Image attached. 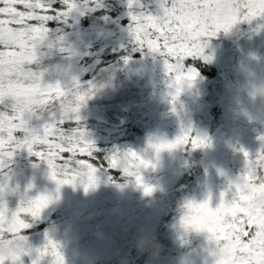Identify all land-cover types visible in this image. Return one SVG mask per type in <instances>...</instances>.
Listing matches in <instances>:
<instances>
[{
    "label": "snow or ice",
    "instance_id": "6c2138e0",
    "mask_svg": "<svg viewBox=\"0 0 264 264\" xmlns=\"http://www.w3.org/2000/svg\"><path fill=\"white\" fill-rule=\"evenodd\" d=\"M136 2L129 0V7ZM64 3L68 11L75 7L73 0H64ZM168 3L169 0H162L163 15L160 16L130 13L131 32L141 48L147 47L165 58V68L173 77L176 95L186 80H193L197 75L195 69L185 67L184 61L203 52L202 38L215 36L220 30L227 32L241 21L264 17V0H170L169 6H165ZM17 4L25 10H17ZM38 9L45 14L38 13ZM62 15H67V11L53 10L44 0H0V45L7 49L0 51V103L9 98L14 102L11 114L0 112V174L8 179L3 170L17 150L26 149L29 155L46 162L50 179L57 185L73 184L77 177H82L87 191L96 186L94 173L104 164L96 166L77 158L87 156L95 161L97 149L83 128L66 130L63 125L70 120L79 121V109L91 93L69 92L59 83L42 85L43 73L29 67L37 62L35 49L46 38L47 22ZM53 99L59 100L58 106L50 104ZM44 114L51 119L40 131L29 126L33 117L39 119ZM17 132L22 135H15ZM182 144L200 148L206 146V141L186 133L174 143L160 142L151 147L159 152ZM37 146L44 150H36ZM64 153L70 155L65 159ZM244 157L245 172L228 183L231 198L226 199V192H221L220 203L215 208L209 200L189 201L184 205L186 214L181 219L182 225L208 233L209 240L215 244L211 253L214 264H264V153L249 160V154L244 152ZM105 161L107 167L135 177L137 184L142 183L138 170L150 166L149 161L131 149L113 153ZM6 188V183L0 184V196ZM144 192L150 194L152 188L145 186ZM49 202V196L45 195L27 204L22 201L9 215L0 199V264L9 261L17 264L27 254L26 238L21 230L30 225L23 217L38 218ZM36 251L38 255L33 264H40L45 258H50L49 264H64L60 246L54 240L48 239Z\"/></svg>",
    "mask_w": 264,
    "mask_h": 264
},
{
    "label": "rangeland",
    "instance_id": "374dc122",
    "mask_svg": "<svg viewBox=\"0 0 264 264\" xmlns=\"http://www.w3.org/2000/svg\"><path fill=\"white\" fill-rule=\"evenodd\" d=\"M73 3L75 7L67 11L66 18L71 19V26L78 37L89 35L91 31H85L80 25V17L85 14V10L82 9L84 5H78L79 2ZM94 10L93 7L92 13ZM160 14L163 15L161 11ZM124 19L123 15L119 16L114 26L116 27ZM121 28L123 27H118V31H121ZM231 29L238 30L239 34L238 39L232 37L228 42L230 47L228 43L225 46L220 44L218 47H213L211 52L203 48L202 53L208 60L207 62H211L217 69L229 65L230 59L233 60L231 48L235 49L237 64L239 63V67H236L237 78L235 80L245 83L248 76V79L254 82L248 81L249 85L254 87L249 88L247 84H244V87L257 101V109H255L257 116H253L251 112L244 113L250 109L246 107L247 103L244 104L242 110L237 109V115L242 119L246 118L247 121H251V118L253 120L254 117L256 122L264 125V17L241 21L229 30ZM73 45L76 50L82 47L79 45V40H76ZM144 52L147 54L146 58L137 62L135 69L143 77L144 89L142 88L141 95L144 92L145 97L137 98L140 101L138 111L139 114L142 112L141 122L145 134L142 141L133 146L131 150L150 162L147 169L141 168V173L144 183L152 188V192L145 194L143 188L138 187L128 176L124 183L112 184L109 178L102 177L99 173L96 186L87 191L82 188L83 194L81 191L75 192V187H80L81 184L57 185L50 179L49 172L45 171L33 173L30 178L19 175V177L8 178L4 183L0 182V184H7L0 199L7 206L9 215L20 207L22 201L26 203L37 195L44 194L50 198L48 206L41 211L38 218L25 215L23 217L25 221L30 226L36 222L40 223L53 211L59 212L62 217L61 223L44 229L41 234H30L28 230H21V234L23 231L26 235L24 237L26 238L27 254L22 255L17 264H33L38 255L36 250L43 248L48 239L54 240L60 246L65 264H94L114 259L120 254L116 248L119 239H123L124 235L130 232L136 220H140L141 223L144 221L137 228V233L145 234L149 230L150 236L155 237L159 229L164 227L161 234L169 235L176 244L175 247H170L171 251H166L167 254L161 258L157 257L158 252L145 259L142 264H214L215 257L211 253L215 249V244L209 240L208 233H186L177 229L181 221V208L189 201L200 203L205 200H209L210 206L215 208L220 203L221 192H226V199L231 198V192L226 188L229 178L226 177H230L232 174L235 180L245 172L244 152L249 154V160L264 153V139H262L264 136H256L259 127L251 121L253 124L248 122L251 125L244 130L243 138L239 141L241 145H238V148L235 147L236 142L233 140H221L220 133L216 134L219 130L215 133L217 138H213L200 116L208 114V118L211 119L212 104L201 100L198 102L199 104L197 103V107H193V98L184 100L183 94L189 88L194 91V94L204 93L200 91V88L207 87L210 82L196 75L195 79L186 80L182 84L179 95H176L174 83L171 88L170 82L166 83L168 84L167 88L164 85L162 91L155 90L152 80L159 83L162 81H158L157 76H151L156 73L155 66L158 68V64L151 57V51L147 47ZM194 61V58L189 57L185 59L184 65L195 69ZM195 71L199 75L200 70L195 69ZM166 72L167 70L165 74ZM112 79L101 90V93L98 92L92 97L94 103L99 104L100 101H105L113 94L118 82H112ZM242 83L241 85H243ZM167 89L172 90V97L170 96L169 99L166 97L169 93ZM142 99H146L145 106L141 104ZM173 100L182 101V104L171 107ZM184 102L187 104V108L183 106ZM216 103L222 107V100ZM226 114L228 116V113ZM225 117L220 115L221 126L229 122ZM186 133L205 141L209 135V138L211 137L215 141L205 152L202 147L192 148L190 144L178 145L172 150L160 153L151 148V145L160 142L174 143ZM229 144L232 147H229ZM197 155L198 159L194 158ZM204 174H206L204 177L201 176ZM111 193L127 197L134 205V207L128 208L133 213L124 215L120 210H102L90 218L89 226L76 219L75 215L81 213L80 205H83V200L79 201L80 197L85 196L91 199L94 206H103V203L108 199L113 200L109 197ZM171 197L174 199L170 200ZM145 219H147L146 222ZM190 239H193L190 243L189 241L185 242ZM195 241L201 244L202 248H198ZM49 261L50 258H45L40 264H49ZM8 264H11V261Z\"/></svg>",
    "mask_w": 264,
    "mask_h": 264
},
{
    "label": "trees",
    "instance_id": "16d2710c",
    "mask_svg": "<svg viewBox=\"0 0 264 264\" xmlns=\"http://www.w3.org/2000/svg\"><path fill=\"white\" fill-rule=\"evenodd\" d=\"M44 2L49 4L53 10H59L61 12L68 11L64 0H44ZM73 2H79L77 3L78 5H84L82 9L85 10V14L80 17V25L82 29L91 31V33L78 37L74 32L73 26H71V19L66 18L67 15H62L48 21L46 24L48 28L46 38L35 49L37 62L29 67L34 71H39L44 74L42 85L54 86L59 83L63 89L69 92L91 93L90 98L79 109V121H67L63 127L66 130L76 127L83 128L86 132L87 139L93 142L97 149L94 153L96 159L93 161L87 156L79 155L77 158L85 159L90 163H94L96 166H99L103 162L104 166L98 167L97 174L99 173L102 177L109 178L112 184H121L126 181L127 177L123 174L122 170L107 167V161L105 159L113 153H123L133 146L138 145L145 134L141 122L142 112L139 114L138 111V103L140 101L137 98L145 97L144 92L141 95L144 89L143 77L137 73L135 65L137 62L143 61L147 54L144 52L146 51V47L141 48L134 40L131 32L133 21L130 13L139 14L142 12L146 15L160 16V11L163 13V7H161L162 0H137L132 7H129V0H73ZM169 4L170 0L165 6H169ZM16 7L17 10H25L21 4H17ZM93 7L95 10L92 13ZM37 12L45 14L39 9ZM47 14L54 13L49 12ZM121 15L125 19L115 27L114 23H117V18ZM29 23L36 24L37 22L30 21ZM118 27L123 28H121V31H118ZM238 34L239 31L236 29L234 31L231 29L227 32L221 30L218 35L216 34V38V35L202 38V43L205 45L204 49L211 52L215 46L218 47L220 44L225 46L232 37L238 39ZM76 40H79V45L82 46L79 50L73 48ZM69 48H72V50H69ZM5 50L7 49L3 45H0V51ZM231 51H233V60L230 59L229 65L225 67L216 69L211 62H207L208 60L203 53L194 58V66L197 71L200 70L197 76H201L205 81L210 82L207 87L200 88V91L204 92L199 94L202 96L201 100L210 102L212 104L211 107H213L211 119L208 118V114L200 115L204 121L203 124L209 128L213 138H217L215 133L219 130L216 134L220 133L221 140H233L236 142L235 147L238 148V145H241L239 141L243 138L244 130L248 129L249 125L254 123L259 127L256 136H264V125L256 122L254 117L253 120L251 118L252 123L249 120L247 121L246 118L242 119L237 115V109L242 110L245 106L244 104L247 103L246 107L250 109L244 113L251 112L253 116H257L255 110L257 109V101L244 87V84H247L249 88L254 87L253 85H249L248 81L251 80L248 79V76L246 79L247 82H241L243 85L239 81L236 82V67H239V63L237 64L235 49L231 48ZM151 57L158 64V68L155 66L156 73L151 74V76H157L158 81L162 80L160 83L154 79L152 80L154 89L162 91L164 85L166 88L168 87L167 82H170L172 88V83H174L173 78L168 72L165 74V58L159 53L152 51ZM151 57L150 60H152ZM185 67L187 66L185 65ZM111 78H113L112 82H118L113 94L109 98H106L105 101H100L99 104H96L97 102L94 103L92 97L98 94V92L101 93V90ZM206 89L207 91L205 92ZM167 90H169L170 94L167 93L169 96L166 95V97L169 99L172 90ZM187 90L194 92L190 88ZM203 94H206L205 98ZM145 100L142 99V106L146 105ZM184 100L188 99L184 97ZM214 100L216 102L222 100V107L218 106ZM12 103L14 102L10 98L5 100L4 103H0V112L7 111L11 114L13 111L11 108ZM50 104H56L58 106L59 100L53 99L50 101ZM179 104L181 105L182 101ZM183 106L187 108L185 102ZM225 112L228 113V116H226L227 114ZM220 115H223V117L226 116L225 118L229 122L221 126ZM50 119L47 114H44L39 119L33 117L29 121V126L36 131H40L42 125L49 122ZM220 126L221 130L219 129ZM15 135L20 136L22 134L17 132ZM214 141L208 135V138H206V146L202 147L203 152L209 150L210 145ZM228 146L232 147L230 144ZM36 150L44 149L37 146ZM68 155L70 154L64 153L63 158L66 159ZM194 158L198 159V155ZM3 171L11 179L19 177V175L30 178L33 173L41 171L49 172V169L46 162L29 155L26 149H20L17 150L9 162L8 167ZM205 175L201 176L204 177ZM226 178H229V181H234L232 174ZM5 180H7L5 175L0 174V182L4 183ZM82 188L85 187L83 185L80 187L76 186L75 192H82ZM226 188L228 189V184ZM109 197L113 200L110 201L108 199L103 203V206H94L91 199L85 196L80 197L79 201L82 199L83 205L79 204L82 209L81 213L75 215L76 219L84 225L89 226L91 222L90 218L102 210H120L124 215L133 213L128 208L134 207V205H132L127 197L118 193H111ZM173 199L172 197L170 198V200ZM61 218L59 212L53 211L45 220L40 223H33L25 230H28L30 234H41L44 229L59 223L62 220ZM146 221L147 219H145ZM143 223L144 221L141 223L140 220H136L130 232L125 234L123 239H119L116 246L118 248L117 251L120 252L118 257L94 264H142L145 259L150 257L137 247V241L142 235L150 237L156 243L159 249L158 258L166 255V251H171L170 247H175L176 244H174V240L169 235L161 234L164 227L159 229L155 237L150 236L149 230L145 234L141 232L137 233V228ZM22 234L26 236L23 231ZM192 240H185V242L189 241L190 243ZM195 243L198 248H202V245L198 244L197 241Z\"/></svg>",
    "mask_w": 264,
    "mask_h": 264
},
{
    "label": "clouds",
    "instance_id": "9594fccd",
    "mask_svg": "<svg viewBox=\"0 0 264 264\" xmlns=\"http://www.w3.org/2000/svg\"><path fill=\"white\" fill-rule=\"evenodd\" d=\"M43 75H44V74H43ZM42 80H43V76H42ZM42 80H41V82H42ZM151 148H152L155 152H157V150H156L154 147H151ZM173 149H174V148H173ZM166 150H172V149H162V150H160V151L157 152V153H160V152H163V151H166ZM140 156H141V155H140ZM144 169H147V168H144ZM138 172H139V175H140L141 178H142V183H141V184H137L135 177H130V178H131L132 181H134V183H135L138 187H142L143 190H144L145 186H148V185H146V184L144 183V177H143V175H142V173H141V169H139ZM94 176H95V183H97V172L94 173ZM77 183H79V184H81V185H83V186L85 187L86 181H85L82 177H77L76 180L73 182V184H77ZM64 185H72V184H64ZM148 187H149V186H148ZM89 188H92V187H89ZM89 188H88V189H89ZM41 195H44V194H39V195H37V196H36L35 198H33V199H36V198H38V197L41 196ZM45 196H47V195H45ZM30 200H31V199H30ZM28 202H29V200L26 202V204H27ZM48 204H49V203H48ZM47 206H48V205H47ZM47 206H46V207H47ZM46 207H45V208H46ZM45 208H43V209H45ZM43 209H42V210H43ZM42 210H41V211H42ZM185 214H186V210H185V207L183 206V207L181 208V219H182V217H183ZM177 229H178V230L185 231L186 233H191V232H197V233H199L198 231H196V230H194V229H192V228H186V227H184V226L182 225L181 221H180V223L178 224ZM137 247L139 248L140 251H142V252H144V253H147L149 256H154V255H156V254L158 253V251H159V249H158L156 243H155L150 237H148V236H146V235H142V236L138 239V241H137ZM60 252L62 253L61 249H60ZM64 264H65V261H64Z\"/></svg>",
    "mask_w": 264,
    "mask_h": 264
},
{
    "label": "flooded vegetation",
    "instance_id": "af4514ba",
    "mask_svg": "<svg viewBox=\"0 0 264 264\" xmlns=\"http://www.w3.org/2000/svg\"><path fill=\"white\" fill-rule=\"evenodd\" d=\"M184 96L190 100V98H193V102H194V106L195 107L197 105V103L202 99V96L199 94H194L192 91H185ZM169 96V95H167ZM205 98V96H203ZM179 102H176L175 100H173L171 102V107H174L175 105H178Z\"/></svg>",
    "mask_w": 264,
    "mask_h": 264
}]
</instances>
